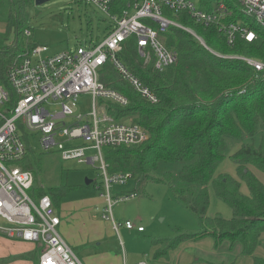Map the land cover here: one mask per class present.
<instances>
[{"label":"trees","instance_id":"trees-1","mask_svg":"<svg viewBox=\"0 0 264 264\" xmlns=\"http://www.w3.org/2000/svg\"><path fill=\"white\" fill-rule=\"evenodd\" d=\"M15 1L26 9L29 0ZM125 4L126 0H114L113 11L119 13ZM232 10L224 21L243 22L255 30L256 40L248 42L239 35L229 44L218 25L205 27L182 13L176 19L194 28L209 48L191 33L170 27L163 40L178 59L163 72L157 71L153 63H144L134 38L124 43L120 58L157 94L156 104L135 91L112 63L107 62L99 70L101 82L129 99L126 106L101 100L108 114L118 121L135 122L149 133L148 140L139 145L104 148L109 172H131L132 187L124 191L138 195L150 182L169 186L178 203L198 218L202 229L199 235L183 233L173 239L153 240L156 259L168 257L181 243L211 237L215 248L224 240L231 245L238 243L242 255L253 257L254 264H264V256L256 254L259 247L264 251V181L256 172L264 173V73L237 57L264 60V29L253 19L251 22L241 8ZM9 17L11 36L12 28L18 33L19 27L12 25L13 12ZM10 42L0 49V83L10 91V105H15L17 97L8 79L9 69L21 63L35 46L23 49L14 36ZM259 131L263 136L257 143ZM235 144L238 146L232 149ZM227 155L237 162L236 176L220 171ZM20 164L35 171V162L27 153ZM243 182L247 191H243ZM211 188L231 206V218L208 215ZM34 192L49 195L57 205L63 190L35 187ZM7 262L0 260V264Z\"/></svg>","mask_w":264,"mask_h":264},{"label":"built area","instance_id":"built-area-1","mask_svg":"<svg viewBox=\"0 0 264 264\" xmlns=\"http://www.w3.org/2000/svg\"><path fill=\"white\" fill-rule=\"evenodd\" d=\"M80 1L94 4L112 17L113 24L103 39L53 54L47 53V46L32 48L23 61L13 65L8 72L17 97L15 105H10V91L0 83V234L12 240L41 245L39 264L85 263L60 234L62 220L52 198L47 194H35L34 173L20 164L27 153L26 130L36 131L41 146L46 150L57 148L64 160L75 159L93 165L99 162L103 178L99 186L100 197L106 203L103 218L110 221L115 230L121 226L135 229L130 220L117 222L113 213L116 204L138 197L135 191L114 193V187L131 183L133 174L110 173L103 149L139 145L148 140L149 133L135 122L118 121L108 114L101 100L126 106L129 99L101 82L99 70L107 62L112 63L135 91L156 104L159 102L157 94L119 56L130 38L135 39L144 63H153L160 72L178 59L177 53L163 40L172 26L191 33L209 48L194 28L175 18L182 13L205 27L218 25L229 44H233L239 35L248 42L257 38L255 30L243 22L224 21L233 10L225 2L216 0H126L119 13L113 11L114 0ZM236 1L242 13L264 29V0ZM25 33L31 35L28 29ZM237 57L264 73V60ZM84 93L92 96L93 106L86 117L77 115L69 105H76L78 97ZM68 117H74L70 124L65 120ZM137 229L144 230L142 226ZM133 264L150 263L143 259Z\"/></svg>","mask_w":264,"mask_h":264},{"label":"rangeland","instance_id":"rangeland-1","mask_svg":"<svg viewBox=\"0 0 264 264\" xmlns=\"http://www.w3.org/2000/svg\"><path fill=\"white\" fill-rule=\"evenodd\" d=\"M216 1L225 2L231 8L240 9L236 0ZM27 2L26 9L25 7L21 9L20 3H16L15 0H0V49L11 43L14 36V39H19V46L22 45L23 49L27 46H47V53L53 54L79 44L87 45L91 41L97 43L103 39L113 24L110 15L94 4L80 0H45L41 4H37L36 0ZM12 12V25L18 26L19 32H15L12 28L13 36H8L10 30L7 26H9V14ZM249 19L252 22V18ZM24 27H28L27 29L31 31L30 36L22 31ZM69 105L77 115L82 114L86 117L92 111V96L88 93L81 94L76 105L73 106L71 103ZM65 120L67 124H70L74 121V117H68ZM25 133L24 137L29 145L27 156L35 162L33 167L34 177H36L35 185L38 189L46 191L63 190L60 202L56 205L53 201L57 214L62 218V227L59 229L62 230L64 226L70 228L69 234L72 240L67 241L85 264H107L118 255L122 259L124 255L125 258L127 256V264H133L140 259H147L150 264H174L173 251L170 253L168 262L154 259L152 241L173 239L183 233L196 235L202 233L198 218L178 203L171 188L154 182L148 183L136 199L114 206L113 213L117 222H124L128 219L136 226L130 231L123 226L115 231L103 222L102 210H95L96 206L102 207V200L99 197L102 190L93 183L96 182L99 186L103 182L99 162L93 165L79 163L75 159L64 160L57 148L46 150L41 146L40 135L36 131L26 130ZM262 136L259 131L255 136V141L258 143ZM247 141H252V139ZM78 142L81 143V140ZM237 146L238 144H235L232 149ZM26 161L27 159L25 163ZM220 171L236 176L237 162L227 155L220 166ZM256 172L264 181V173ZM86 180H92V183L86 185ZM131 187V183L123 187L116 186L115 191L127 190ZM242 188L243 191H247L245 182L242 183ZM55 194L58 197L59 192L56 191ZM210 198L209 216L220 215L224 218L233 216L231 206L220 200L213 188L210 189ZM83 211L86 212V218L89 220L95 219L102 222L101 227L89 226V220L79 218L80 212ZM84 222H86L85 225ZM139 226L144 228L143 232L137 230ZM102 233L100 238H94ZM0 236L5 237L2 234ZM213 242L215 240L209 237L198 243H184L181 245L184 254L180 263L206 264V261H214L219 264L222 261L221 263L225 264H254L253 257L241 254V244L231 245L230 241L224 240L215 248ZM23 244L20 242L16 248L23 249ZM0 248L12 252L11 256L3 259H8L9 262L22 260V258H16L17 255L13 254L14 250L6 245ZM258 250H261L259 253L264 252L262 247ZM198 257L202 261H197Z\"/></svg>","mask_w":264,"mask_h":264},{"label":"crops","instance_id":"crops-1","mask_svg":"<svg viewBox=\"0 0 264 264\" xmlns=\"http://www.w3.org/2000/svg\"><path fill=\"white\" fill-rule=\"evenodd\" d=\"M123 187V186H122ZM115 189H116V187H114V193L115 194H117V193H123V192H126V191H124L123 189H121V191H115ZM123 190V191H122ZM100 197V196H99ZM100 199L102 200V207L100 208L99 206H96V208H95V210H102V212L104 213V209H105V207H106V203H105V200H104V198H102V197H100ZM55 208H56V206H55ZM57 211V210H56ZM88 212V211H87ZM63 214H61V216H62ZM89 215V214H88ZM60 216V215H59ZM86 212L85 211H83V212H80V216H79V218H81V219H83L84 218V220L86 219V221H88L89 219L88 218H86ZM63 217V216H62ZM64 218V217H63ZM102 219V218H101ZM104 219V218H103ZM61 220H62V218H61ZM64 220V219H63ZM128 220V219H127ZM90 222H88L89 223V226H92V227H97V226H100L101 227V225H102V222H99L98 220H93V219H90L89 220ZM103 221V220H102ZM105 224H107V225H109L110 227H112L113 229H114V227H113V224L110 222V221H108V220H106V222H105V219H104V221H103ZM68 223H70V222H68ZM86 224V222H84V225ZM61 226H59L60 227V229H61V227H62V221H61V224H60ZM124 228H126L125 226H123ZM59 229V230H60ZM120 229V228H119ZM127 229V228H126ZM115 230V229H114ZM127 230H129L130 231V229H127ZM138 230V229H137ZM69 231H70V228L68 227V226H64L63 227V229L62 230H60V234L62 235V237L67 241V240H72V238L70 237L71 235L69 234ZM115 231H118V230H115ZM139 231V230H138ZM144 231V230H143ZM143 231H139V232H143ZM100 235H103V233L102 234H98L96 237H94V238H100ZM24 243L23 245H24V247H23V249H17L16 247H17V245L19 244V243ZM67 243H68V241H67ZM184 243H186V244H188V243H191V244H193V243H195V242H184ZM184 243H181L180 245H179V247H177L176 249H174V250H171L170 251V253L173 251L174 252V256H175V262H174V264H186V263H180L181 262V259H182V256H183V254H184V252H182L183 251V248H182V246L181 245H183ZM198 243V242H197ZM214 243V242H213ZM69 244V243H68ZM3 245H6L8 248H10V249H12V250H14L13 252V254L14 255H17L16 256V258H22V260H13V261H11V262H9L10 260H8V262L9 263H7V264H39V259H40V255H41V252H42V247H41V245H39V244H36V243H33V242H27V241H22V240H10V239H7V238H5V237H2V236H0V246H3ZM71 246V245H70ZM213 246H214V244H213ZM152 247H153V249H154V254H153V257H154V259H156L155 258V252H156V249L157 248H155L153 245H152ZM181 247V248H180ZM217 248V247H216ZM259 248H261V247H259ZM258 248V249H259ZM73 249V248H72ZM257 249V251H256V254L257 255H261V256H264V252H262V253H259V251H261V250H258ZM263 249V248H262ZM0 250H1V252H0V259H3V258H7V257H9V256H11V254H12V252L11 251H9V250H4V249H2V248H0ZM74 250V249H73ZM75 251V250H74ZM179 252V253H178ZM75 253H76V251H75ZM259 253V254H258ZM77 254V253H76ZM78 255V254H77ZM79 256V255H78ZM80 257V256H79ZM11 258V257H10ZM81 258V257H80ZM170 254H169V256L168 257H165L164 259L162 258V259H158L159 261H166V262H168L170 259ZM199 258V259H198ZM196 260L198 261V260H200V261H202V259L200 258V257H198ZM140 260H143V259H140ZM127 256H126V258H125V255H124V259H122L121 258V256L120 255H118V256H116L115 258H112V260H110L109 262H107V264H122V262H123V264H127ZM139 261V260H138ZM211 261V260H210ZM116 262V263H115ZM137 262V261H136ZM222 262V261H221ZM219 263V264H225V263ZM206 264H217V263H215L214 261H211V262H207L206 261Z\"/></svg>","mask_w":264,"mask_h":264},{"label":"water","instance_id":"water-1","mask_svg":"<svg viewBox=\"0 0 264 264\" xmlns=\"http://www.w3.org/2000/svg\"><path fill=\"white\" fill-rule=\"evenodd\" d=\"M45 0H36L37 4L43 3ZM92 183V180H86V185H89Z\"/></svg>","mask_w":264,"mask_h":264}]
</instances>
